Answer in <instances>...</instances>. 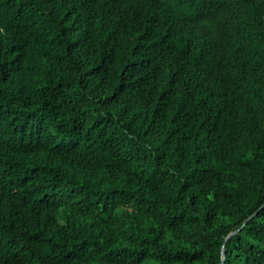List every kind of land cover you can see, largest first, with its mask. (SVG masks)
Masks as SVG:
<instances>
[{"label": "trees", "instance_id": "1", "mask_svg": "<svg viewBox=\"0 0 264 264\" xmlns=\"http://www.w3.org/2000/svg\"><path fill=\"white\" fill-rule=\"evenodd\" d=\"M0 264H264V0H0Z\"/></svg>", "mask_w": 264, "mask_h": 264}]
</instances>
